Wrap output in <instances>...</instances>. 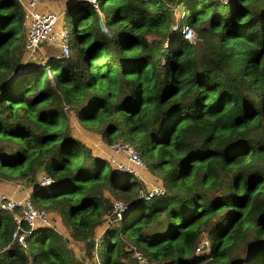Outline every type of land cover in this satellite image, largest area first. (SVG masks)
I'll return each mask as SVG.
<instances>
[{"label":"trees","instance_id":"1","mask_svg":"<svg viewBox=\"0 0 264 264\" xmlns=\"http://www.w3.org/2000/svg\"><path fill=\"white\" fill-rule=\"evenodd\" d=\"M67 1L70 54L34 60L18 1L0 0V178L30 183L65 231L12 240L0 208V264H264V0ZM67 108L132 146L164 193L144 198L136 173L72 135Z\"/></svg>","mask_w":264,"mask_h":264},{"label":"built area","instance_id":"2","mask_svg":"<svg viewBox=\"0 0 264 264\" xmlns=\"http://www.w3.org/2000/svg\"><path fill=\"white\" fill-rule=\"evenodd\" d=\"M17 1L22 10L23 24L25 28L23 46L24 57L34 58L35 53L43 46H53L59 50L58 54L68 56L70 52L68 44L69 29L68 27H64V9L57 11V9L53 10L48 7H41L43 0ZM99 19H101V17H99ZM190 32L191 29L185 25L183 27V34L188 39L191 38V35H189ZM97 134L99 135V133ZM102 142L103 141L99 136L96 144ZM107 145L111 154L121 151L126 153L127 164L126 162L123 163L118 161L114 156L108 158L109 163L114 167L128 171H133V166L136 168H145L143 162L140 160L132 146L122 143L121 141H115ZM50 181L51 177L49 175L43 171L38 172L36 176V185L48 184ZM15 186L19 188L21 184L15 183ZM164 191L165 189L161 183H149L148 186L145 187V191L141 194L144 198L148 199L153 195L162 194ZM12 195H16V192L14 191L13 194L9 195L8 193H5V189L0 190V208L12 213V220L14 222V228L11 232L12 240L23 243L24 234L33 226L39 224L53 225V221H51V213L41 207L35 206L30 199V193L17 196ZM126 208V204L120 199H114L112 201V212L116 218H120ZM22 222L27 225V228L23 227ZM202 248L205 251H208L209 249L206 238L196 246L195 251ZM133 251L135 262H143L144 257L140 251L136 248H133Z\"/></svg>","mask_w":264,"mask_h":264},{"label":"rangeland","instance_id":"3","mask_svg":"<svg viewBox=\"0 0 264 264\" xmlns=\"http://www.w3.org/2000/svg\"><path fill=\"white\" fill-rule=\"evenodd\" d=\"M67 3V0H43V4L41 5V7H48V8H51L53 10H56L59 11V10H62L64 9L65 10V5ZM182 6L183 4L181 5V3L179 2L177 4V7L174 8V10L176 9V11H174V20L176 21L177 18H178V14H177V11L182 9ZM173 9V8H172ZM101 23H99V26L102 27V29L104 31H107L106 27L103 25L101 19H99ZM63 22H64V27L69 29V27L71 26V16L70 15H64L63 16ZM193 31L191 30V37H192V33ZM50 47H53V46H50ZM55 47H53L54 49ZM46 50H47V47L43 46L41 47L34 55V60L36 59H42L45 57L46 55ZM55 53H58L59 50L57 48L54 49ZM70 54V52H69ZM65 107H67V105H65ZM67 122L69 124V127H70V133L72 135H74L75 137H78L79 139H81L82 141H87V137H94V136H100V134L98 135L97 134V131H93L89 128H87L85 125L81 124L77 119L76 117L73 115L71 109H68L67 108ZM63 122V119H60L59 120V123L61 124ZM87 142H85L87 144ZM88 145V144H87ZM90 146V145H88ZM90 148L96 152V150H94L91 146ZM106 149V148H104ZM93 152V153H94ZM119 154L114 156L118 161H121V162H126V153L121 151V154L120 152H118ZM98 154V153H96ZM115 154V153H114ZM127 164V162H126ZM132 170L137 173L140 177V174H141V171L139 169H137L136 167L133 166ZM144 170V169H142ZM141 176H144L141 175ZM151 183H161L160 181H158L157 178H153V180L151 179L150 181ZM15 183H20L21 186L19 188H17L15 186ZM147 186H148V183H147ZM4 188L5 189V193H8L9 195L13 194V192L15 191L16 192V195H12V196H17V195H25L26 193H30L31 191V184L30 183H26V181L24 179H8V178H0V189ZM144 190H145V186H144ZM152 199V198H151ZM150 199V200H151ZM148 200V201H150ZM52 220L53 221V225L55 227H57L60 231H64V228L62 226V224L60 223V221L57 219L56 215H53L51 216ZM103 227L102 226H99L97 227V231H100L101 228ZM77 243H80V242H73V245L72 247L74 248V253H76V255H78L79 251H77V246L80 245Z\"/></svg>","mask_w":264,"mask_h":264},{"label":"crops","instance_id":"4","mask_svg":"<svg viewBox=\"0 0 264 264\" xmlns=\"http://www.w3.org/2000/svg\"><path fill=\"white\" fill-rule=\"evenodd\" d=\"M97 139H98V137H96V136H92V137H87V140L89 141V142H87V141H83L84 143L85 142H87V144L88 145H90L94 150H96V152H94L91 148H90V146H89V148L91 149V151L92 152H94V153H98L99 155H101V156H103V157H105L107 160H108V158L110 157V156H116V155H118L119 153H115V154H111V151H110V149H109V147H108V145L107 144H105V143H98V144H96V142H97ZM86 144V143H85ZM86 144V145H87ZM87 145V146H88ZM104 148H106V149H104ZM120 154H121V152H120ZM144 174V176H141V175H143ZM140 178L147 184H149V183H151L150 181H151V178L148 176V174H147V172H146V170H141V174H140ZM2 189H4V188H2ZM1 190V189H0Z\"/></svg>","mask_w":264,"mask_h":264},{"label":"bare ground","instance_id":"5","mask_svg":"<svg viewBox=\"0 0 264 264\" xmlns=\"http://www.w3.org/2000/svg\"><path fill=\"white\" fill-rule=\"evenodd\" d=\"M137 169H139L140 171L142 170V168H137Z\"/></svg>","mask_w":264,"mask_h":264},{"label":"water","instance_id":"6","mask_svg":"<svg viewBox=\"0 0 264 264\" xmlns=\"http://www.w3.org/2000/svg\"><path fill=\"white\" fill-rule=\"evenodd\" d=\"M67 2H68V1H67ZM99 23H101L100 20H99Z\"/></svg>","mask_w":264,"mask_h":264},{"label":"clouds","instance_id":"7","mask_svg":"<svg viewBox=\"0 0 264 264\" xmlns=\"http://www.w3.org/2000/svg\"><path fill=\"white\" fill-rule=\"evenodd\" d=\"M189 35H191V33H189Z\"/></svg>","mask_w":264,"mask_h":264}]
</instances>
